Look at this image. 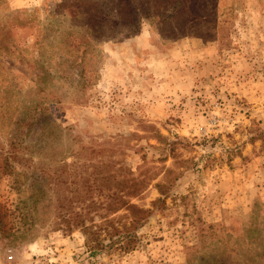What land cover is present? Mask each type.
Here are the masks:
<instances>
[{"label": "rangeland", "instance_id": "rangeland-1", "mask_svg": "<svg viewBox=\"0 0 264 264\" xmlns=\"http://www.w3.org/2000/svg\"><path fill=\"white\" fill-rule=\"evenodd\" d=\"M99 160L174 172L132 197L135 247L93 256L65 225L100 222L74 201ZM0 205V264H264L241 239L264 225V0H0Z\"/></svg>", "mask_w": 264, "mask_h": 264}, {"label": "trees", "instance_id": "trees-1", "mask_svg": "<svg viewBox=\"0 0 264 264\" xmlns=\"http://www.w3.org/2000/svg\"><path fill=\"white\" fill-rule=\"evenodd\" d=\"M82 74V71H80ZM43 117L42 119H44ZM41 119V118H40ZM153 128V127H151ZM161 143V160L164 162L169 156L177 162H186L179 158L176 151L178 141H170L163 137L157 130L152 135ZM118 149H121L120 152ZM116 149L115 145L107 143V145H92L89 147V158L97 156H111V153H123L122 147ZM13 154L12 152H10ZM7 159V160H6ZM6 166L10 167L8 157L4 158ZM114 162V161H113ZM112 161L99 160L97 163L91 164V171L88 176L83 178L82 186L75 189L74 201L78 204H85L84 208L88 211V220L93 219L91 212H96L100 218V222L91 221L86 224L82 219L74 225H65L66 231L80 229L85 237L86 246L90 255L100 253L109 254L112 251L130 250L135 247L137 242V231L149 220V209L139 206L132 202V197H136L143 192L148 183L156 178L160 173L164 175L162 182L155 183V187L159 191L161 197L152 201V205L164 203L165 197L168 196V190L171 187V175L174 170L163 165L160 172H152V176L137 178L133 171L124 166H120L117 171L114 169ZM117 173V175H116ZM119 176V178L117 177ZM174 177V176H173ZM88 181V182H87ZM86 182L88 183L86 185ZM43 186H41L42 189ZM40 190V188H38ZM98 191L99 195L104 194L105 200L97 201L93 198V191ZM107 190V191H106ZM104 191V193H102ZM163 197V198H162ZM123 213L116 214L118 211ZM5 215L6 213L1 211ZM77 215L80 218L81 215ZM258 211L254 209L250 216V220L245 223L242 240H246L245 253L248 251L251 255L264 257V225H258ZM79 224V225H78Z\"/></svg>", "mask_w": 264, "mask_h": 264}]
</instances>
